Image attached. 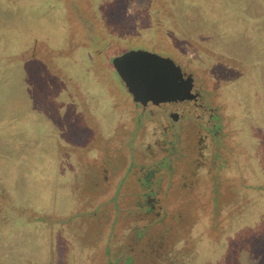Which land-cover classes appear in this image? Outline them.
Segmentation results:
<instances>
[{
	"label": "rangeland",
	"instance_id": "rangeland-1",
	"mask_svg": "<svg viewBox=\"0 0 264 264\" xmlns=\"http://www.w3.org/2000/svg\"><path fill=\"white\" fill-rule=\"evenodd\" d=\"M133 50L210 116L138 118ZM0 264H264V0H0Z\"/></svg>",
	"mask_w": 264,
	"mask_h": 264
},
{
	"label": "water",
	"instance_id": "water-1",
	"mask_svg": "<svg viewBox=\"0 0 264 264\" xmlns=\"http://www.w3.org/2000/svg\"><path fill=\"white\" fill-rule=\"evenodd\" d=\"M112 64L134 101L169 109L174 117L189 113L199 119L210 116L193 77L173 58L133 50L115 57Z\"/></svg>",
	"mask_w": 264,
	"mask_h": 264
},
{
	"label": "flooded vegetation",
	"instance_id": "flooded-vegetation-1",
	"mask_svg": "<svg viewBox=\"0 0 264 264\" xmlns=\"http://www.w3.org/2000/svg\"><path fill=\"white\" fill-rule=\"evenodd\" d=\"M196 47V46H195ZM203 54H205V55H207V57H212L209 53L207 54L206 52H202ZM119 55H121V54H118L117 56H119ZM116 56V57H117ZM164 57V56H163ZM165 57H170V58H173L177 63H179V64H181L180 63V61L176 58V57H174L173 55H169V56H165ZM182 65V64H181ZM111 69L112 70H114V72L116 73V74H118L117 73V71L115 70V68H114V66H113V64H112V60H111ZM194 77V76H193ZM121 80V79H120ZM196 80V77H194V81ZM125 86V85H124ZM125 89H126V87H125ZM126 91H127V93H128V95H129V98H131V101H132V103H133V109L135 110V111H138V113H136V116L138 117V118H140V117H144L143 118V121H144V119H148V120H153V119H155L156 118V112L157 111H161V110H163V108H161V107H159V106H157V105H147V106H144L143 104H141L140 102H136V101H134L133 100V97H132V95L128 92V90L126 89ZM156 111V112H155ZM162 116H164V114L162 113V114H160V115H158L157 116V118H159L158 120H160V118L162 119ZM217 133H218V131H216ZM215 134V133H214ZM156 143H158V141H156ZM155 171V170H154Z\"/></svg>",
	"mask_w": 264,
	"mask_h": 264
}]
</instances>
